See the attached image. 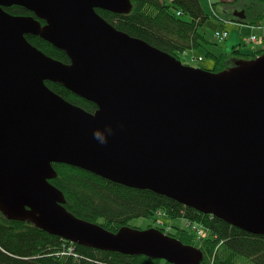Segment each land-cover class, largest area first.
<instances>
[{
    "label": "water",
    "instance_id": "water-1",
    "mask_svg": "<svg viewBox=\"0 0 264 264\" xmlns=\"http://www.w3.org/2000/svg\"><path fill=\"white\" fill-rule=\"evenodd\" d=\"M12 6L33 16L4 11ZM96 10L128 15L132 4L0 0V213L94 250L201 264L199 249L158 229L112 233L68 212L50 183L52 165L62 164L264 236V54L220 72L192 68ZM26 36L63 51L69 63ZM46 82L96 110L67 102Z\"/></svg>",
    "mask_w": 264,
    "mask_h": 264
},
{
    "label": "trees",
    "instance_id": "trees-1",
    "mask_svg": "<svg viewBox=\"0 0 264 264\" xmlns=\"http://www.w3.org/2000/svg\"><path fill=\"white\" fill-rule=\"evenodd\" d=\"M130 1L132 11L128 15H116L102 10H96V13L117 30L142 40L177 60L187 51H203L205 57L214 62L213 69L207 71L220 72L233 66L236 60H250L264 54L261 51L244 54L240 45L233 46L228 53L210 52L206 47L213 44L200 32V28L209 19L200 0ZM4 11L13 16H33L17 6L4 8ZM245 14L247 15L246 10ZM263 16L264 12L249 21L246 18L240 21L233 17L231 20L261 27L259 21L264 19ZM26 40L45 55L64 64L69 63L63 51L42 39L26 36ZM46 86L67 102L88 113L96 110L93 103L79 98L59 84L46 82ZM52 167L57 177L50 183L63 193L66 210L77 218L98 224L112 233H116L121 227H130L129 223L133 219L149 218L157 214L170 219H183L186 225L196 222L207 230L206 238L197 237L196 232L188 227L157 229L184 245L199 249L203 253L201 264H264V236L249 234L222 220L198 213L147 190L128 188L67 165L53 164ZM70 248L76 256L59 255L68 253ZM0 264L167 263L145 256H126L71 244L31 224L10 221L0 213Z\"/></svg>",
    "mask_w": 264,
    "mask_h": 264
},
{
    "label": "rangeland",
    "instance_id": "rangeland-1",
    "mask_svg": "<svg viewBox=\"0 0 264 264\" xmlns=\"http://www.w3.org/2000/svg\"><path fill=\"white\" fill-rule=\"evenodd\" d=\"M214 5L215 17L212 10L209 8L208 0H201L203 11L209 16L207 22L200 28V32L205 36V39L213 45H208L206 48L213 53L218 54L220 51L230 52L233 46L240 45L241 52L244 54H251V50L261 48L262 41H264V19L259 21L261 27H254L245 24H237L231 20L232 14L235 11L247 12L246 19L255 18L264 12V1L260 0H229L227 3H221L220 0H210ZM180 15V13H178ZM264 17V16H263ZM226 31L228 38L221 43L216 42L214 34L216 32ZM257 37V43H247L251 36ZM179 60L183 65L190 66L196 69L212 70L214 66L213 60L206 58L203 51H187L179 56ZM201 225V224H200ZM129 226L139 230H147L150 228H185L193 229L197 232L199 223H189L183 219H170L165 215H153L149 218L133 219ZM203 226V225H202ZM204 227V226H203ZM205 229V228H204ZM173 231V230H172ZM206 232V235H205ZM201 233V239L206 238L207 230Z\"/></svg>",
    "mask_w": 264,
    "mask_h": 264
},
{
    "label": "built area",
    "instance_id": "built-area-1",
    "mask_svg": "<svg viewBox=\"0 0 264 264\" xmlns=\"http://www.w3.org/2000/svg\"><path fill=\"white\" fill-rule=\"evenodd\" d=\"M214 37L216 38L217 41L221 42V41H224L228 37V33L226 31L216 32L214 34ZM257 40L258 39L255 36H252L249 39V43H257L258 42ZM202 232H205V229H204V227L202 225L199 224L198 230L196 232L197 237L202 238L201 237V233ZM205 235H206V232H205ZM67 254L68 255L76 256L75 254H73V249L72 248H70L68 250V253Z\"/></svg>",
    "mask_w": 264,
    "mask_h": 264
},
{
    "label": "crops",
    "instance_id": "crops-1",
    "mask_svg": "<svg viewBox=\"0 0 264 264\" xmlns=\"http://www.w3.org/2000/svg\"><path fill=\"white\" fill-rule=\"evenodd\" d=\"M220 1H221V3H227L229 0H220ZM208 5H209V8L214 11V5H213V3L210 0H208ZM234 23L240 24L238 22H234ZM254 27H256V26H254ZM262 39H264V38H262ZM251 51H253V52H258V51L264 52V41H262V44H261V48L260 49L251 50Z\"/></svg>",
    "mask_w": 264,
    "mask_h": 264
},
{
    "label": "bare ground",
    "instance_id": "bare-ground-1",
    "mask_svg": "<svg viewBox=\"0 0 264 264\" xmlns=\"http://www.w3.org/2000/svg\"><path fill=\"white\" fill-rule=\"evenodd\" d=\"M65 254L67 255V253H61V254H59V255L64 256Z\"/></svg>",
    "mask_w": 264,
    "mask_h": 264
},
{
    "label": "clouds",
    "instance_id": "clouds-1",
    "mask_svg": "<svg viewBox=\"0 0 264 264\" xmlns=\"http://www.w3.org/2000/svg\"><path fill=\"white\" fill-rule=\"evenodd\" d=\"M109 131H111V130H109ZM103 142V141H102Z\"/></svg>",
    "mask_w": 264,
    "mask_h": 264
}]
</instances>
